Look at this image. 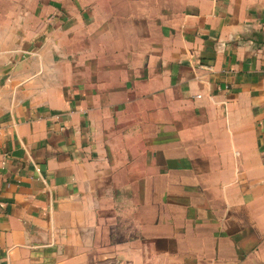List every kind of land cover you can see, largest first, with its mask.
<instances>
[{
  "label": "crops",
  "instance_id": "obj_1",
  "mask_svg": "<svg viewBox=\"0 0 264 264\" xmlns=\"http://www.w3.org/2000/svg\"><path fill=\"white\" fill-rule=\"evenodd\" d=\"M0 264H264V0H0Z\"/></svg>",
  "mask_w": 264,
  "mask_h": 264
}]
</instances>
